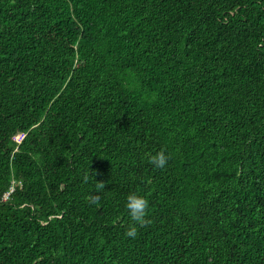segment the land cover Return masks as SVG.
<instances>
[{"label":"trees","instance_id":"trees-1","mask_svg":"<svg viewBox=\"0 0 264 264\" xmlns=\"http://www.w3.org/2000/svg\"><path fill=\"white\" fill-rule=\"evenodd\" d=\"M0 264H264V0H0Z\"/></svg>","mask_w":264,"mask_h":264},{"label":"clouds","instance_id":"clouds-1","mask_svg":"<svg viewBox=\"0 0 264 264\" xmlns=\"http://www.w3.org/2000/svg\"><path fill=\"white\" fill-rule=\"evenodd\" d=\"M168 157L163 151L157 152L150 156L149 163L153 164L157 168H164L167 164ZM87 179V177L85 178ZM105 189V184L103 182L96 183V192L99 193ZM99 196H92L91 203L99 204ZM149 201L136 193H130L126 197V209L131 219V224L128 227L125 235L132 239H135L138 235V228L143 227L148 223L146 217L148 214Z\"/></svg>","mask_w":264,"mask_h":264},{"label":"built area","instance_id":"built-area-1","mask_svg":"<svg viewBox=\"0 0 264 264\" xmlns=\"http://www.w3.org/2000/svg\"><path fill=\"white\" fill-rule=\"evenodd\" d=\"M8 195H9V191L4 194L3 199L8 198Z\"/></svg>","mask_w":264,"mask_h":264}]
</instances>
